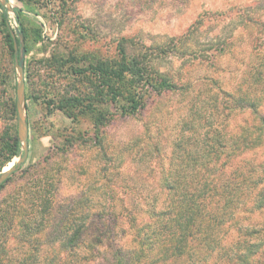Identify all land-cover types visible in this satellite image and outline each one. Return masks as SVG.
<instances>
[{
    "label": "rangeland",
    "instance_id": "obj_1",
    "mask_svg": "<svg viewBox=\"0 0 264 264\" xmlns=\"http://www.w3.org/2000/svg\"><path fill=\"white\" fill-rule=\"evenodd\" d=\"M9 1L22 8L26 30V35L22 32L29 156L0 190V207L11 205V210L18 198L44 196L52 200V206L57 204L51 209L56 218L66 214L75 224L87 222L91 230L86 236L101 234L100 254L92 255L94 237H89L86 248L79 251L81 262L114 264L115 246L133 244L128 212L146 216L147 202L156 198L161 209L167 201L169 191L160 183L166 169L179 171L189 159L187 150L195 157L191 166L209 163V158L201 161L200 147L211 127L222 128L227 112L220 106L215 82L227 90H237L245 78L254 75L253 66L264 50H255L253 44L264 29L256 24L245 26V21L258 19L264 23V0ZM8 12L9 30L18 37L15 12ZM188 33L190 39L178 47V54L186 53L179 56L171 49L172 39ZM214 38L229 43L225 54L214 55L217 46L209 44ZM130 43L144 48L164 47L167 53L157 61L160 69L191 87L161 94L150 91L138 113L117 115L104 125L89 117L74 119L55 106L61 101L93 96L95 85L91 74L73 75L72 70L68 73L69 64L60 67L53 60L73 55L78 59L89 56L112 60L121 45ZM192 50L205 53L206 60L194 57ZM18 81L15 52L13 55L0 16V148L15 132L21 142L18 117L11 109L17 101ZM256 85L255 94H261L264 100V81ZM243 87L250 89L245 82ZM51 101L53 106L49 105ZM245 117L249 115L240 113L235 121ZM22 154L21 142V153L2 171L13 167ZM263 157L261 148L243 162L249 166ZM21 212L14 211V222H19ZM245 217L246 222L263 219L258 212ZM240 218L235 213L231 227H227L229 222L224 225L234 229V234ZM18 237L22 239V235ZM49 240L34 243L42 252L39 260H47L51 254L45 256V252L59 246ZM25 245L20 241L15 247L21 251Z\"/></svg>",
    "mask_w": 264,
    "mask_h": 264
},
{
    "label": "trees",
    "instance_id": "obj_2",
    "mask_svg": "<svg viewBox=\"0 0 264 264\" xmlns=\"http://www.w3.org/2000/svg\"><path fill=\"white\" fill-rule=\"evenodd\" d=\"M25 4L30 5V2ZM12 7L19 23L18 30L26 35L22 8L13 4ZM0 9L1 24L14 55L9 12L1 2ZM253 24L264 29V23L258 19L245 21V26ZM189 37L190 33L172 39L173 52L178 54L179 43L189 40ZM255 39V50H264V30ZM209 44L217 46L218 53L214 55L225 54L229 46L226 40L218 38L212 39ZM145 48L144 45L123 44L118 56L112 60L89 56L78 59L75 55L56 58L53 61L60 67L69 64L68 73L72 70L73 75L91 74L95 92L85 100L74 98L55 106L74 119L89 117L96 124L104 125L117 115L138 113L145 106L150 91L161 94L186 91L191 87L188 82L178 83L173 75L160 69L157 61L167 53L164 47ZM191 54L200 61L206 60L205 53L192 50ZM258 57L260 61L257 60L253 66L254 75L243 80L249 90L243 87V83L237 90H227L215 82L220 106L223 105L227 112L222 128L211 127L200 147L203 151L198 148L202 151L201 161L209 158V163L191 166L195 157L187 150L189 159L179 171L174 173L171 167L166 169L160 183L164 190L169 191L167 201L161 209L157 205L158 199L147 202L146 216L128 212L133 228V244L129 247L125 244L115 246L112 255L114 264H264V157L249 166L243 162L248 154L264 149V100L260 98L261 94H255L254 89L256 84L264 81L261 69H264V53L258 54ZM80 60L86 63L80 64ZM261 92H264V85ZM51 103L49 105L53 106L54 103ZM11 109L16 118V100ZM240 113H247L249 118L236 122L235 117ZM20 153L21 142L15 132V136L0 148V172ZM197 162L198 158L194 163ZM11 178L0 185V190ZM10 207H0V264H90L92 261L89 260L81 262L79 253L86 248L85 240L89 237H94L92 255L100 254L101 234L94 232L86 236L91 230L87 222L75 224L66 214L56 218L55 211L51 209L57 204L52 206V200L44 196L36 199L26 196L14 200L11 210ZM16 210L22 211L19 222H14ZM257 212L262 213L263 219L254 222L250 218L246 222L247 214L251 216ZM235 213L241 221L233 234L234 229L228 228ZM227 222L228 228L225 226ZM19 235L26 240L18 239ZM46 239L59 246L45 252V256L51 254L47 260H39L38 255L42 252L37 245ZM20 241L27 245L18 251L15 246Z\"/></svg>",
    "mask_w": 264,
    "mask_h": 264
},
{
    "label": "water",
    "instance_id": "obj_3",
    "mask_svg": "<svg viewBox=\"0 0 264 264\" xmlns=\"http://www.w3.org/2000/svg\"><path fill=\"white\" fill-rule=\"evenodd\" d=\"M2 6L13 11V7L9 0H0ZM14 39L15 64L18 69L19 81L17 84V117H18V133L19 139L22 142L23 154L20 160L9 170L0 173V184L5 182L13 173L21 169L29 156V123L26 114L25 105V78H24V64H25V46L23 40V32L18 31V37L11 31Z\"/></svg>",
    "mask_w": 264,
    "mask_h": 264
}]
</instances>
